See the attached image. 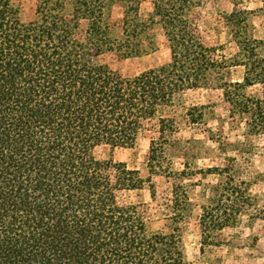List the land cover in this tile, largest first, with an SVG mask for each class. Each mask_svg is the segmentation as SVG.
<instances>
[{
	"label": "trees",
	"instance_id": "1",
	"mask_svg": "<svg viewBox=\"0 0 264 264\" xmlns=\"http://www.w3.org/2000/svg\"><path fill=\"white\" fill-rule=\"evenodd\" d=\"M114 1L124 9L119 37L109 0H38L31 21L16 0H0V264L185 263L184 187L172 190L169 232L150 231L145 210L126 193L148 184L156 198L152 175L167 170V150L180 131L177 110L196 122L186 94L209 86L222 65L200 32L206 0ZM156 31L167 38L169 62L135 76L102 62L108 53L155 51ZM238 42L253 74L249 85L256 80L263 88L262 99L240 107L263 119L258 47ZM147 133V178L98 157L103 146L131 148ZM223 191L203 210L205 240L227 222L223 200L248 204L238 186Z\"/></svg>",
	"mask_w": 264,
	"mask_h": 264
},
{
	"label": "rangeland",
	"instance_id": "2",
	"mask_svg": "<svg viewBox=\"0 0 264 264\" xmlns=\"http://www.w3.org/2000/svg\"><path fill=\"white\" fill-rule=\"evenodd\" d=\"M37 1L16 0L24 21L36 18ZM109 3L112 34L119 37L124 9L117 1ZM149 9L150 5L144 3L143 14ZM199 14L202 39L207 46L217 48L216 58L222 65L209 86L186 94V105L196 113V122L177 110L180 131L167 150V170L152 175L156 198L148 184L126 193V198L145 210L150 231L169 232L172 190L176 185L183 186L188 195L184 264H264V118L240 107L262 99L263 88L256 80L249 85L247 77L253 74L243 61L238 42L248 39L256 44V66L264 68V0H206ZM152 36L158 46L155 51L134 57L108 53L102 62L124 76L169 62L167 38L160 31ZM152 136L142 135L131 148L103 146L97 151L98 157L127 163L147 178ZM229 183L242 190L248 204L242 207L233 197L223 200L228 208L222 218L227 222L221 229L212 230L205 240L203 210L213 207L222 193L226 195L223 189Z\"/></svg>",
	"mask_w": 264,
	"mask_h": 264
}]
</instances>
